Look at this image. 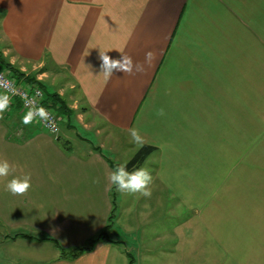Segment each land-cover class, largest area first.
<instances>
[{"label":"crops","instance_id":"obj_1","mask_svg":"<svg viewBox=\"0 0 264 264\" xmlns=\"http://www.w3.org/2000/svg\"><path fill=\"white\" fill-rule=\"evenodd\" d=\"M100 51L156 59L105 80ZM7 63L45 97L63 96L73 110L66 124L96 142L77 132L75 147L26 126L11 100L0 119V160L15 169L0 177V242L12 246L0 264H264V0H0ZM132 127L157 148L151 197L115 190L111 240L61 257L55 240L70 250L106 226L117 163L105 147L116 151ZM25 174L26 195L6 191Z\"/></svg>","mask_w":264,"mask_h":264},{"label":"clouds","instance_id":"obj_2","mask_svg":"<svg viewBox=\"0 0 264 264\" xmlns=\"http://www.w3.org/2000/svg\"><path fill=\"white\" fill-rule=\"evenodd\" d=\"M111 51V50H109ZM109 51H100L99 60L101 73L104 75L105 80L111 79L115 72H123L125 74L144 73L145 65L151 67L156 59V54L152 51L145 53L144 63H133L130 56L121 54L119 59L111 58L107 53ZM0 87L5 88L4 93H0V119H3V114L9 109L11 105V97L7 94L8 82L3 81L0 78ZM39 94V93H38ZM27 111L22 117V123L24 125H30L33 122H44V126L50 128L54 132H58L59 129L55 124L52 114L43 106L34 104L31 100H26ZM165 110L160 108L157 111L159 117L165 116ZM132 141L140 146L145 143L144 137L141 135L140 130L136 127L128 129ZM14 166H12L7 160H0V177L7 178L12 172H14ZM50 179L55 180L54 177ZM152 174L144 167L134 168L133 171L127 169V164H120L114 170L107 173V185L106 190L111 191L113 187L120 193L125 194H139L142 197L150 198L152 195L150 185L152 184ZM31 176L25 174L23 176H13L8 180L5 189L13 196H24L31 189Z\"/></svg>","mask_w":264,"mask_h":264},{"label":"trees","instance_id":"obj_3","mask_svg":"<svg viewBox=\"0 0 264 264\" xmlns=\"http://www.w3.org/2000/svg\"><path fill=\"white\" fill-rule=\"evenodd\" d=\"M4 68L7 72H9L15 79H17V82L21 83V81H26L30 83L29 86H39L43 87L42 83L36 81L33 77H24V73H21L19 69L16 67L10 65L9 63L5 64ZM43 89V88H42ZM44 105L47 107L52 108L54 111L57 112V114L61 117V119H64V117L69 118L73 115V110L72 108L68 105L67 100L61 96L57 92L49 93L47 94V97H45L44 100ZM66 148H70V146L67 145L66 143ZM157 148L153 145L150 144H144L141 146L133 155V157L126 163L127 164V169L129 171H133L134 168H140L142 164L147 160V158L156 150ZM114 202H113V210L108 218V222L106 226L94 237L90 238L89 241L87 242L86 245L80 246V247H75L70 250H66L64 247L60 245L58 241L55 239V243L57 244L58 248L60 249L61 252V257H68V258H75L79 254L90 251L93 249L95 244L100 241V240H109V235H108V230L110 226L112 225V222L114 221V211H115V196H116V191L115 187L113 189L112 193ZM22 234L24 237L28 238H33V239H41L40 237L36 235L29 234L27 232H17L15 235ZM46 238V237H45ZM111 240V239H110Z\"/></svg>","mask_w":264,"mask_h":264},{"label":"rangeland","instance_id":"obj_4","mask_svg":"<svg viewBox=\"0 0 264 264\" xmlns=\"http://www.w3.org/2000/svg\"><path fill=\"white\" fill-rule=\"evenodd\" d=\"M68 102H73L74 99L68 97ZM67 118L64 117V122L61 123V127H60V133H63L62 135L65 136L64 139H70L72 141V144L77 147L79 146L77 144V141L79 142V138L77 137L76 133H80V135L84 136V137H89V133L84 130L83 125L78 124V123H74V125L76 126L75 128L69 127L66 124ZM67 136V137H66ZM119 139H116V151L115 150H111L108 147H105L106 152L108 153V155L117 163V166L122 164V163H127L135 154L136 150H137V146L138 144L134 143L132 141V138L130 135L123 133V134H119ZM93 142H96V140L94 139L93 136L89 137ZM79 139V140H78ZM81 141V140H80ZM97 144V143H96ZM154 163V159L152 157L147 158V160L142 164L141 167L147 168L148 170L152 169V165ZM169 197V196H168ZM168 197L167 199H165L166 203L168 202ZM144 200H147V198H145ZM168 211L167 206L165 208H163L162 214H166ZM169 214L171 213V208L169 209ZM186 214H189V212H186L183 216H186ZM1 227H0V241L3 239L2 238V233L3 231H1ZM9 246L11 247L12 244H3L0 242V254L1 253H7L9 251V249H6L5 247ZM14 245V244H13ZM14 250V249H12ZM3 251V252H2Z\"/></svg>","mask_w":264,"mask_h":264},{"label":"built area","instance_id":"obj_5","mask_svg":"<svg viewBox=\"0 0 264 264\" xmlns=\"http://www.w3.org/2000/svg\"><path fill=\"white\" fill-rule=\"evenodd\" d=\"M0 78H2L3 81L8 82L7 94L11 97V100L13 98H18L20 100L22 107L26 111H27V106L25 104V101L31 100L34 104L39 105V106H43L52 114V116L54 117V120H55V124L59 129L58 132H54L50 128L45 127L44 122H39L38 124L48 134L58 137V135L60 133V127H61V120L62 119L57 114L56 111H54L52 108L44 105L45 94H44L43 89L37 85L36 86H29V85H24L22 83L17 82V79H15L1 65H0ZM0 90L3 93L5 92V88H3V87H0Z\"/></svg>","mask_w":264,"mask_h":264}]
</instances>
